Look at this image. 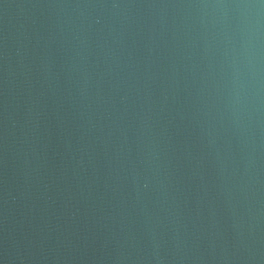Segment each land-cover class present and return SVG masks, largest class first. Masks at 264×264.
Here are the masks:
<instances>
[{
	"label": "water",
	"instance_id": "obj_1",
	"mask_svg": "<svg viewBox=\"0 0 264 264\" xmlns=\"http://www.w3.org/2000/svg\"><path fill=\"white\" fill-rule=\"evenodd\" d=\"M260 3L0 0V264H264Z\"/></svg>",
	"mask_w": 264,
	"mask_h": 264
},
{
	"label": "clouds",
	"instance_id": "obj_2",
	"mask_svg": "<svg viewBox=\"0 0 264 264\" xmlns=\"http://www.w3.org/2000/svg\"><path fill=\"white\" fill-rule=\"evenodd\" d=\"M234 7L248 10L249 15H251V10L252 9H260V8L264 7V0H261V3L259 5H255V4H241V5H235ZM257 15H259V13H257Z\"/></svg>",
	"mask_w": 264,
	"mask_h": 264
}]
</instances>
